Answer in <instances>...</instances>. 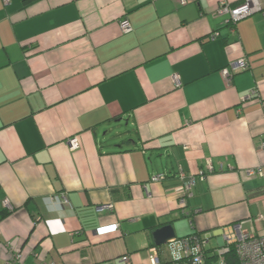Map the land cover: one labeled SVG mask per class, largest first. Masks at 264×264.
<instances>
[{"label":"crops","instance_id":"0c3cea01","mask_svg":"<svg viewBox=\"0 0 264 264\" xmlns=\"http://www.w3.org/2000/svg\"><path fill=\"white\" fill-rule=\"evenodd\" d=\"M242 2L0 0V264L168 263V225L208 256L225 227L264 237V15L218 11Z\"/></svg>","mask_w":264,"mask_h":264},{"label":"built area","instance_id":"2783aa9c","mask_svg":"<svg viewBox=\"0 0 264 264\" xmlns=\"http://www.w3.org/2000/svg\"><path fill=\"white\" fill-rule=\"evenodd\" d=\"M185 3V0H181ZM219 14H228L229 22L233 25L244 18H247L256 13H263L264 15V0H243V2L236 7H229L223 5L219 8ZM121 29L123 32H127L130 29V24L124 21L121 24ZM217 34L211 37V39L216 38ZM249 68V63L246 58H241L240 60L230 64L228 68L222 70L221 74L226 80V82H231L232 80V70H247ZM175 82H179V79L174 77ZM79 146L78 140L76 138L69 140V147L71 150L77 149ZM262 147L264 148V138L262 140ZM207 171L213 172L214 168L211 162H208ZM256 171H248V176H252ZM257 173H260L259 171ZM184 172L181 173V179L186 178ZM202 178L205 177V173L201 172ZM164 176H155L152 178L153 181H161ZM195 184V178L191 177L188 186L185 189L189 191L191 187ZM66 201V198L64 197ZM181 204H185V199L181 200ZM8 208H11L9 204H6ZM111 210L112 205L103 206L99 210ZM118 229V224L102 227L97 230L98 234L106 235L114 232ZM212 233H204L199 238H181L175 239L169 243V250L172 253V260L168 263H162L159 254L155 249H153L150 255V264H205L208 257L207 247L212 239ZM222 237L224 244L215 251L213 254L217 256V264H227L225 258L228 254L234 250L236 257L240 264H264V237H256L249 235L241 231V225H231L222 229ZM17 257H15L16 260ZM9 262L8 264H13L16 261ZM115 264H130V258L128 255H124Z\"/></svg>","mask_w":264,"mask_h":264},{"label":"water","instance_id":"95a60500","mask_svg":"<svg viewBox=\"0 0 264 264\" xmlns=\"http://www.w3.org/2000/svg\"><path fill=\"white\" fill-rule=\"evenodd\" d=\"M154 243L157 246L168 244L176 239V234L171 226H164L153 233Z\"/></svg>","mask_w":264,"mask_h":264},{"label":"trees","instance_id":"16d2710c","mask_svg":"<svg viewBox=\"0 0 264 264\" xmlns=\"http://www.w3.org/2000/svg\"><path fill=\"white\" fill-rule=\"evenodd\" d=\"M203 234L204 233H193V234H190V235L183 237V238H193V237L199 238ZM207 251H208V249H207ZM211 253H212V250H211ZM208 254H209V251H208ZM225 260H226L227 264H240L237 257H236L234 250H232L231 253L226 256ZM217 261H218L217 256L212 254V256L207 257L205 264H216Z\"/></svg>","mask_w":264,"mask_h":264},{"label":"rangeland","instance_id":"374dc122","mask_svg":"<svg viewBox=\"0 0 264 264\" xmlns=\"http://www.w3.org/2000/svg\"><path fill=\"white\" fill-rule=\"evenodd\" d=\"M170 247V245L169 244H167L166 246H165V248H169ZM217 264V263H216Z\"/></svg>","mask_w":264,"mask_h":264}]
</instances>
